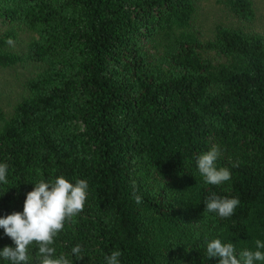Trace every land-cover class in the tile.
Returning <instances> with one entry per match:
<instances>
[{
  "label": "trees",
  "instance_id": "16d2710c",
  "mask_svg": "<svg viewBox=\"0 0 264 264\" xmlns=\"http://www.w3.org/2000/svg\"><path fill=\"white\" fill-rule=\"evenodd\" d=\"M194 13L0 0V67L41 66L0 113V264H264V38Z\"/></svg>",
  "mask_w": 264,
  "mask_h": 264
},
{
  "label": "rangeland",
  "instance_id": "374dc122",
  "mask_svg": "<svg viewBox=\"0 0 264 264\" xmlns=\"http://www.w3.org/2000/svg\"><path fill=\"white\" fill-rule=\"evenodd\" d=\"M219 1L193 0L195 13L191 20V30L196 33L200 41L206 42L213 39L217 26L241 28L264 38V0H251L255 17L248 23L236 19ZM31 39L28 35L21 36L16 42L11 43L12 51L24 53ZM40 70L39 64L0 67V113L4 118L8 119L15 105L27 95L25 84Z\"/></svg>",
  "mask_w": 264,
  "mask_h": 264
}]
</instances>
